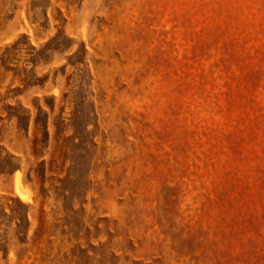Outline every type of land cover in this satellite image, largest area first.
<instances>
[{
	"label": "rangeland",
	"instance_id": "1",
	"mask_svg": "<svg viewBox=\"0 0 264 264\" xmlns=\"http://www.w3.org/2000/svg\"><path fill=\"white\" fill-rule=\"evenodd\" d=\"M0 264H264V0H0Z\"/></svg>",
	"mask_w": 264,
	"mask_h": 264
}]
</instances>
